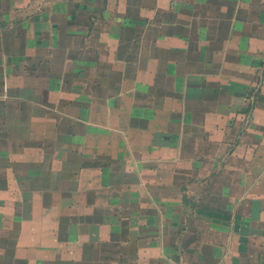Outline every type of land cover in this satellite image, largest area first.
<instances>
[{"label":"crops","instance_id":"1","mask_svg":"<svg viewBox=\"0 0 264 264\" xmlns=\"http://www.w3.org/2000/svg\"><path fill=\"white\" fill-rule=\"evenodd\" d=\"M0 264H264V0H0Z\"/></svg>","mask_w":264,"mask_h":264}]
</instances>
